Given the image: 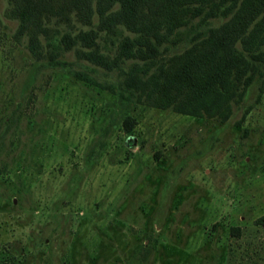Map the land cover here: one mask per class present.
Returning a JSON list of instances; mask_svg holds the SVG:
<instances>
[{"label":"rangeland","instance_id":"374dc122","mask_svg":"<svg viewBox=\"0 0 264 264\" xmlns=\"http://www.w3.org/2000/svg\"><path fill=\"white\" fill-rule=\"evenodd\" d=\"M7 7L0 264H264V78L226 121L130 101L73 51L97 83L36 62Z\"/></svg>","mask_w":264,"mask_h":264},{"label":"trees","instance_id":"16d2710c","mask_svg":"<svg viewBox=\"0 0 264 264\" xmlns=\"http://www.w3.org/2000/svg\"><path fill=\"white\" fill-rule=\"evenodd\" d=\"M7 2L14 36L36 62L96 82L69 66L65 55L73 51L115 71L116 82L105 86L130 101L226 121L233 103L264 78V0ZM262 94L261 86L256 101Z\"/></svg>","mask_w":264,"mask_h":264}]
</instances>
